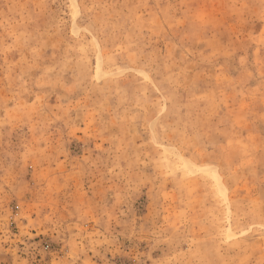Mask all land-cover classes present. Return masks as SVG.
I'll use <instances>...</instances> for the list:
<instances>
[{
    "label": "rangeland",
    "instance_id": "374dc122",
    "mask_svg": "<svg viewBox=\"0 0 264 264\" xmlns=\"http://www.w3.org/2000/svg\"><path fill=\"white\" fill-rule=\"evenodd\" d=\"M0 264H264V0H0Z\"/></svg>",
    "mask_w": 264,
    "mask_h": 264
}]
</instances>
